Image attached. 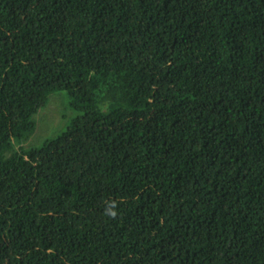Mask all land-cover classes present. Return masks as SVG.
Returning <instances> with one entry per match:
<instances>
[{"label": "trees", "instance_id": "1", "mask_svg": "<svg viewBox=\"0 0 264 264\" xmlns=\"http://www.w3.org/2000/svg\"><path fill=\"white\" fill-rule=\"evenodd\" d=\"M0 264H264V0H0Z\"/></svg>", "mask_w": 264, "mask_h": 264}, {"label": "rangeland", "instance_id": "2", "mask_svg": "<svg viewBox=\"0 0 264 264\" xmlns=\"http://www.w3.org/2000/svg\"><path fill=\"white\" fill-rule=\"evenodd\" d=\"M67 100V94L64 92H56L49 95L48 104L33 117L34 130L21 140L24 147L36 146L56 128L65 129L71 124V120L76 113L75 110L70 108ZM70 110L73 112L72 115H70ZM67 114L69 116L64 120L63 116Z\"/></svg>", "mask_w": 264, "mask_h": 264}, {"label": "clouds", "instance_id": "3", "mask_svg": "<svg viewBox=\"0 0 264 264\" xmlns=\"http://www.w3.org/2000/svg\"><path fill=\"white\" fill-rule=\"evenodd\" d=\"M112 215H115V213H112Z\"/></svg>", "mask_w": 264, "mask_h": 264}]
</instances>
